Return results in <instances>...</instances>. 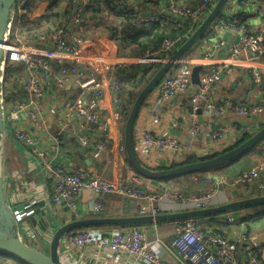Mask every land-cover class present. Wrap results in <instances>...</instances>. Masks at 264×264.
I'll use <instances>...</instances> for the list:
<instances>
[{
  "label": "built area",
  "instance_id": "2783aa9c",
  "mask_svg": "<svg viewBox=\"0 0 264 264\" xmlns=\"http://www.w3.org/2000/svg\"><path fill=\"white\" fill-rule=\"evenodd\" d=\"M94 0H71L70 13L65 17L67 22L60 24L54 30L41 33L31 24L34 0H15L16 12L11 23V31L6 46V61L4 64V88L2 107L5 116V137L15 140L23 149V165L9 173L8 191L12 208L19 202L27 207L38 204L45 197L43 188L50 192L52 204L75 211L77 201L85 192L93 194L91 211L94 215L103 212V198L106 195H120L133 204V216H157L166 213H177L191 210H202L215 207L217 194L191 195L183 197L172 194L165 188L158 192H148L142 183V177L137 174L128 181L107 180L101 176L87 173L76 166L70 165L64 158H58L67 146L62 138L70 135L74 141L95 160L99 161L105 154H110L106 142L110 138V122L108 113L103 109L107 93L105 85L114 93L112 100L115 105V121L120 120L124 111L121 99L124 75L116 73V66L110 65L106 73L111 72L108 79L99 77L94 67L98 64L108 65L104 57L87 58L82 31L83 20L87 10ZM217 0H201L197 8L173 5L170 15L160 9L152 14L144 13L125 2L119 6L129 17L134 28L140 29L154 25L167 17L174 19V25L184 28V21H191V34L203 23L214 9ZM169 15V16H168ZM233 17H221L207 30V37L217 38L220 46L222 35L233 34L237 44L231 49L233 57L242 53L249 61L264 64V37L250 30L247 21ZM26 24L30 33V45H48L46 50L32 51L16 43L13 38V24ZM35 21H33L34 23ZM72 28V34H67V28ZM220 38V39H219ZM188 40L186 33L176 39L166 36L157 50L150 51L146 58L138 60L143 65H159L169 61L179 43ZM177 44V45H176ZM238 45V46H237ZM241 47V49H239ZM189 53V52H188ZM184 55L174 63L165 77L152 91L141 108L134 129L135 151L140 162L147 168L159 170L160 159L166 161L167 167L186 164L189 157L195 153L190 150L183 154L180 142L174 136L159 135L158 128L162 125V117L155 112V106L170 100L177 95L191 94L193 115L189 133L194 141L200 139L202 122L198 113L202 109L218 119H222L227 108L236 115L253 119L254 126L241 127L237 123L219 126L206 137L211 156H217L236 148L242 141L253 137L264 127V106L259 103L236 104L222 107L208 99L209 92L221 80L222 74L229 65L228 60L213 61L206 53L203 57ZM260 61V62H259ZM21 66L16 68L15 66ZM123 65V64H122ZM196 66L204 67L200 72V85L193 82V71ZM87 68L90 69L87 72ZM251 86H264V75L261 69H252ZM12 72L14 76L6 80ZM87 74V79H85ZM103 80L107 83L105 84ZM72 91H66V88ZM53 95L58 100H53ZM124 115V114H123ZM44 132L47 133L45 138ZM205 139V138H204ZM199 142V141H198ZM199 144V143H198ZM177 153L174 159L169 156ZM118 153L126 160L124 139L118 145ZM261 160L254 164L235 180V184L246 191L256 189L264 195V146L260 149ZM167 158V159H166ZM169 160L172 162L169 163ZM130 168V167H129ZM131 169V168H130ZM132 171V169H131ZM213 179V178H212ZM214 180V179H213ZM222 178L219 184H225ZM216 181L214 180V183ZM218 189V188H217ZM47 191V190H46ZM19 220L18 214L14 211ZM27 218L33 213L25 215ZM225 224H234L236 219L229 214L220 215ZM205 218H191L176 221L175 237L169 250H175L181 261H169L155 251V242L149 238L148 226L123 227H92L82 228L66 234L61 241L59 255L63 264H100L106 254L116 256L128 264H264L258 255V250L249 245L250 239L245 235L237 241H232L220 235L213 228H203ZM23 227V225H22ZM109 229L106 234L100 229ZM32 229H34L32 227ZM30 228V230L32 231ZM19 230L21 231L20 225ZM45 241L46 235H41L35 247L44 253L49 252L53 237ZM23 236V234H22ZM25 239V237H24ZM50 241V242H47ZM27 242L31 244L30 240ZM244 247L246 259L240 256L239 245ZM33 245V244H32Z\"/></svg>",
  "mask_w": 264,
  "mask_h": 264
},
{
  "label": "crops",
  "instance_id": "0c3cea01",
  "mask_svg": "<svg viewBox=\"0 0 264 264\" xmlns=\"http://www.w3.org/2000/svg\"><path fill=\"white\" fill-rule=\"evenodd\" d=\"M120 1L147 14H152L156 9H160L170 15V9L173 5L192 8L195 7L200 0H94L92 7L87 10L83 17L85 25L82 31L85 43V55L87 58L104 57L106 59L108 65L102 66L98 64V69L94 67L99 77L102 78L101 74L103 75L102 79L105 80L111 76V72L108 71L106 73V68L110 65L116 66L117 74L121 76L124 75V87L121 93V99L123 106H130V110L137 96L143 90L137 93V91H135L136 86L145 80L149 82L151 80L150 76L152 75L153 77L154 73L162 67L159 65H143L138 63L139 59H137V57L148 52H145L149 47L147 46L148 42H146L147 39H145V36L151 35L150 37H153V35H155L157 31L160 32V28L163 27L167 29L166 34H170L169 32L174 30H180L186 33L190 38L192 23L186 20L184 21V28L179 29L174 25V19L172 17H167L154 25L137 29L132 26L129 17L123 13V10L119 6ZM34 4L35 8L32 13V20L35 21L33 24L41 33L54 30L60 24H64L63 21L70 13V8L72 7L71 0H34ZM240 13L245 15L250 30L264 37V3L259 0H229L218 18L233 17ZM12 29L13 38L16 39L17 37L16 43L30 48L32 51H41L48 48L47 44L46 46L41 45V47L40 45H30L28 39L32 37L34 33H30L26 24H18L15 21ZM72 30V28L70 29L68 27L67 34L71 35ZM227 34L224 33L222 35V40L219 38L221 42L226 43L225 47L220 46L217 38L207 37L205 33L188 53L190 56L196 57H203V55L207 53L213 61H229V65L223 72L221 80L209 92L208 99L222 107L236 104L248 105L252 103H259L264 106V87H250L252 84V69L258 67L264 75V64L260 61L259 65L249 61L244 53L238 57H233L230 51L234 45L237 44L236 37L233 34H229L228 36ZM142 50L144 52H142ZM137 53L139 54L137 55ZM90 69L93 68H87V72ZM11 76H14L12 72L7 75L6 80ZM85 79H87V74ZM104 80L103 82L107 84ZM108 85H105L107 97L106 101L103 103V109L108 113V119H111L110 138L106 142L111 153L105 154L103 158L97 161L89 154L91 153L90 150L84 151L74 140L63 137L62 140L65 143L67 142V146L62 153L57 154V157L64 158L70 165L72 164L87 173L101 176L107 180L122 182L129 178V181L135 173L131 171L126 160L118 153L119 142L121 139H124L125 121L127 119L125 120L122 114L121 119L115 121V105L112 100V94L114 93L109 89ZM69 90L73 93L71 87L66 88V91ZM194 91L195 89L193 88L192 91L184 95H177L155 106V112L162 117V125L158 128L159 135H170L177 138L182 146L183 154L188 155V151L192 150L195 153V158L206 159L210 157L208 153L209 144L206 137L213 129L233 123H237L241 127L254 126L253 119L240 117L230 108H227L226 114L222 119H218L206 111H203L201 114L198 113L199 120L202 122V133L200 138L203 140L200 141V139H198L194 141L189 133L193 115L191 94ZM52 99L58 100L54 95ZM43 136L46 138L48 135L44 132ZM263 146L264 142L258 146L255 152L244 157L239 162L226 167L224 170L210 171L207 173L213 175L216 181L214 185H216L218 190L223 194L220 198L216 199V206L258 196V192L254 188L246 191L241 186L236 185L235 181H226L225 184L222 185L219 184V181L221 182L222 178H225L221 176V174H229L237 177L248 171L254 164L261 160L260 149ZM9 150L14 153L16 152L17 158L25 152L23 147L15 140L8 137L3 138L2 171L3 175L7 178H9V173L11 172L10 170L7 171V167L3 162ZM177 157V153L173 152L169 156V159H176ZM20 159L22 160V157ZM172 161L174 162V159ZM172 161L169 160V163ZM159 163L161 167H167L166 161H164L163 158L160 159ZM192 179L194 180V184L197 182V184L200 185V191L206 190L204 183L200 181V176L192 177ZM188 181L189 180H186V182ZM141 183L147 189L153 191L161 190L160 186H163L162 182L158 187V185L153 184L145 178H142ZM46 190L43 188L45 197H43L42 201L38 204L27 207L26 203L19 202V204L14 206V211L18 214L20 221L24 219L25 223H27L28 218L25 215L32 212L33 215H36L38 220H41L42 228L47 224L45 228L49 229L50 227V230L55 231L60 226L72 220L94 215L91 211V202L93 199L92 192H85L82 198L77 201V209L75 211H69L68 209L65 210L64 207L53 205L47 187ZM186 191L188 190H185V192L180 195L183 197L191 196L188 194L190 192L186 193ZM132 209V202L120 195H106L103 198L102 213H106L107 216H123L127 214V210H129L131 214ZM120 213L124 214L120 215ZM227 214L233 216L236 219V223L230 225L225 224V222H222V217L216 215L206 217L202 221L203 228H213L225 238L237 242L245 235L250 239L249 242L257 248L258 255L264 263V206L238 209L233 212L225 213V215ZM32 220L33 219L30 221ZM145 226H148L150 240L155 242L156 252H159V254L163 255L164 258L169 261H181L180 255L175 250L168 249V246H170V243L175 237V222L156 223ZM99 231L106 234L110 230L103 228ZM46 233H48V230L45 231L44 235H46ZM49 239L50 235L47 234L45 241ZM239 250L241 258L245 260L246 255L244 253V247L241 244L239 245ZM7 263L17 264L12 261H8ZM89 264H94V262L92 261ZM100 264H128V261L122 262L116 256L106 254L102 257Z\"/></svg>",
  "mask_w": 264,
  "mask_h": 264
},
{
  "label": "water",
  "instance_id": "95a60500",
  "mask_svg": "<svg viewBox=\"0 0 264 264\" xmlns=\"http://www.w3.org/2000/svg\"><path fill=\"white\" fill-rule=\"evenodd\" d=\"M229 0H219L212 12L206 18L198 30L172 55L171 59L164 63L158 72L146 84L137 96L128 114L125 129L124 141L126 156L134 171L142 178L160 186L164 180L184 177L196 173L206 172L215 168L225 166L241 158L264 141V127L253 137L242 141L236 148L214 156L210 159L184 164L176 168L165 170H153L145 167L137 157L134 145V127L141 108L146 99L157 87L167 72L174 66V63L186 55L193 46L203 37L212 23L219 17ZM16 12L15 0H0V252L18 258L27 264H63L60 259L59 250L61 241L66 234L82 228L92 227H123L152 225L156 223L176 222L191 218H206L225 213L233 212L252 206H263L264 195L233 201L224 205L206 208L202 210H191L178 213H166L157 216H133L127 210L123 216H93L75 219L60 226L53 232L49 252L44 253L32 244L23 241L19 230V222L14 214L11 199L8 191L9 179L2 171V141L5 137V116L2 107L4 88V64L6 61L5 46L11 31V23ZM229 34H227L228 36ZM204 67H195L193 71V82L197 87L200 85V72ZM203 110L199 111L201 114ZM65 137L74 140L70 135ZM163 189V186H160ZM251 247H255L249 242Z\"/></svg>",
  "mask_w": 264,
  "mask_h": 264
},
{
  "label": "rangeland",
  "instance_id": "374dc122",
  "mask_svg": "<svg viewBox=\"0 0 264 264\" xmlns=\"http://www.w3.org/2000/svg\"><path fill=\"white\" fill-rule=\"evenodd\" d=\"M219 0H217L216 1V4H217V2H218ZM229 2V1H228ZM201 3V0L199 1V3L198 4H196V6L195 7H192V8H197V6L199 5ZM227 5V4H226ZM35 8V6L33 7V9ZM189 8V7H188ZM212 12V11H211ZM210 12V13H211ZM209 16V15H208ZM206 20V19H205ZM204 20V21H205ZM204 21H203V23H204ZM217 21V19L212 23V24H214L215 22ZM67 22V18H65L64 19V21H63V23H66ZM30 23L31 24H33V21H30ZM202 23V24H203ZM201 24V25H202ZM200 25V26H201ZM199 26V27H200ZM198 27V28H199ZM211 27V26H210ZM198 28L196 29V31L198 30ZM195 31V32H196ZM194 32V33H195ZM193 33V34H194ZM193 34H191V36L193 35ZM190 36V37H191ZM189 38V37H188ZM187 40V39H186ZM186 42V41H185ZM184 43H179V47H181L182 45H183ZM177 45V44H176ZM239 49H241V47H239ZM177 51H174V53H173V55L176 53ZM150 53V51H148V52H146L145 54H143V55H140V56H138L137 57V59H139V60H142V59H144V58H146L147 57V55ZM139 53H137V55H138ZM187 55V54H186ZM172 57V56H171ZM171 59V58H170ZM169 59V60H170ZM150 68H153V67H150ZM205 69V68H204ZM203 69V70H204ZM202 70V71H203ZM158 72V71H157ZM156 72V73H157ZM156 73H154V75L156 74ZM153 75V76H154ZM150 77H152V75L150 76ZM149 77V78H150ZM259 87H262V85L261 86H259ZM264 87V86H263ZM127 118V117H126ZM126 118H125V120H126ZM125 123H126V121H125ZM264 142V141H263ZM16 154V152L14 153V152H12L11 150H9V152H8V154H6V156H5V161L3 162V163H5V166L7 167V171L8 170H10V172H13V171H16V170H18V168H22V165H23V161L20 159L21 157H20V155L18 156V158H19V160H18V158H17V154ZM138 175V174H137ZM5 176V175H4ZM139 176V175H138ZM197 176H200V181L202 182V183H204V185H205V187H206V190H199V189H201L200 188V185H198L197 184V182L194 184V180L192 179V177H195V176H190L189 178L188 177H184V178H180V179H176V180H169L167 183H162L163 184V187L165 188L164 190H166V191H168V192H170V193H172V194H175V193H177V194H182V193H184L185 192V190H188V191H186V193L187 192H190V193H188V194H190V195H203V194H213L214 192L215 193H218L219 192V190L217 189V187H216V185H214L215 183H214V178H213V175H211V174H207V173H201V174H198ZM213 178V179H212ZM186 180H189L188 182H186ZM220 182V181H219ZM190 183V184H189ZM147 189V188H146ZM159 191V190H158ZM158 191H153V190H149L148 189V192H158ZM218 195V197L220 198L221 197V195H223L222 193L221 194H217ZM122 214H124V213H120V215H122ZM31 217L30 218H28V221H27V223H25V220L23 219V220H21L20 222H19V225H20V228H21V231L22 232H20V234H21V238L23 239V241H25V242H27V239L28 240H30V242H31V244H33L32 246H35V244H36V241L38 240V237H40L41 235H43V233L46 231V230H48V233H51V230H50V227H49V229H47V228H45V226H47V224H45V226L42 228V225H41V222H40V224H39V226H37V227H33L34 229H32V225H31ZM49 224V223H48ZM22 225H23V227H22ZM30 228L32 229V231L30 230ZM24 232V233H23ZM22 234H23V236H22ZM24 237H25V239H24ZM35 243V244H34Z\"/></svg>",
  "mask_w": 264,
  "mask_h": 264
},
{
  "label": "trees",
  "instance_id": "16d2710c",
  "mask_svg": "<svg viewBox=\"0 0 264 264\" xmlns=\"http://www.w3.org/2000/svg\"><path fill=\"white\" fill-rule=\"evenodd\" d=\"M259 1H262L263 3H264V0H259ZM240 19H242L243 21H247L246 20V17H245V15L244 14H242V13H240L239 14V16H238ZM130 20V19H129ZM158 25V24H157ZM169 25V24H168ZM167 29H165V28H163V27H161L160 28V32H156V34L155 35H153V37H150L149 35H146L145 37V39H147V41L146 42H148L147 43V46H149L146 50H145V52L146 51H153V50H157L159 47H160V43L163 41V39L166 37V36H170L171 38H173V39H176L177 38V36L178 35H180V34H185V33H183V32H181L180 30H174V31H171V32H169L170 34H166V31ZM207 34V33H206ZM135 43H136V40H135ZM142 52H144L143 50H142ZM141 55H143V54H141ZM173 55V54H172ZM16 68H19L20 66L19 65H17V66H15ZM147 74H148V72H147ZM152 78V77H151ZM148 81L147 80H145V81H142L141 83H139L137 86H136V88H135V91H137V93H139L143 88H144V86H145V84L147 83ZM137 93H136V96H137ZM129 107L130 106H128V107H124V111H123V114H124V117L126 118V117H128V112H130V110H129ZM127 119V118H126ZM259 146V145H258ZM258 146L256 147V148H254V149H252L250 152H248V153H246L244 156H242L241 158H239V159H237V160H235L234 162H231V163H229V164H227V165H225V166H222V167H219V168H215V169H212V170H209V171H206V172H201V173H207V172H210V171H218V170H224L226 167H228V166H230V165H233V164H235V163H237V162H239L241 159H243L244 157H246V156H248V155H250L251 153H253V152H255L256 151V149L258 148ZM229 151V150H228ZM212 157H214V156H211V157H208V158H206V159H197V158H195V157H189L188 158V160H187V162H186V164H191V163H195V162H199V161H203V160H207V159H210V158H212ZM126 162H127V164H128V166L132 169V171L135 173V174H137L135 171H134V169L131 167V165H130V163H129V161H128V159L126 158ZM176 167H178V165H174V166H172V167H170V168H176ZM170 168H165V167H162V168H159V170H165V169H170ZM201 173H196V174H192V175H188V176H184V177H190V176H197L198 174H201ZM221 176H223V177H225V179H227L228 181H230V182H234L235 181V179H237L238 178V176H240V175H238L237 177H235V176H232V175H226V174H221ZM184 177H177V178H174V179H169V180H176V179H180V178H184ZM169 180H164L162 183H167ZM145 187V186H144ZM146 188V187H145ZM258 196H260V194L258 193ZM257 197V196H256ZM264 206V205H263ZM253 207H255V206H252V207H247V208H253ZM247 208H245V209H247ZM244 209V208H243ZM93 216H97V215H91V216H88V217H93ZM98 216H107V214L106 213H101L100 215H98ZM31 219H33L32 221H31V225H32V227H37V226H39V224H40V222H41V220H38V218L36 217V215H33L32 217H31ZM217 232V231H216ZM8 261H12V262H16L17 264H27L26 262H24V261H22V260H20V259H16V258H14L13 256H11V255H8V254H5V253H1L0 252V264H8L7 262Z\"/></svg>",
  "mask_w": 264,
  "mask_h": 264
},
{
  "label": "clouds",
  "instance_id": "9594fccd",
  "mask_svg": "<svg viewBox=\"0 0 264 264\" xmlns=\"http://www.w3.org/2000/svg\"><path fill=\"white\" fill-rule=\"evenodd\" d=\"M208 173V172H207Z\"/></svg>",
  "mask_w": 264,
  "mask_h": 264
}]
</instances>
